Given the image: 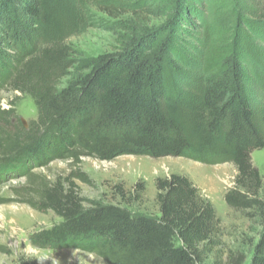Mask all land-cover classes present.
<instances>
[{
    "label": "trees",
    "instance_id": "16d2710c",
    "mask_svg": "<svg viewBox=\"0 0 264 264\" xmlns=\"http://www.w3.org/2000/svg\"><path fill=\"white\" fill-rule=\"evenodd\" d=\"M152 1L145 12L166 18L163 24L139 34L133 23L121 48L80 58L79 74L59 87L73 67L67 41L82 22L80 0H0V94L8 88L28 93L38 109L29 130H12L5 123L12 112L0 106V183L32 179L36 168L55 160L79 162L82 156L232 163L237 174L226 203L264 218V181L252 160V152L264 148V107L256 102L264 101L261 59L250 71L238 47L219 46L194 64L176 48L174 32L196 14L198 0ZM130 10L143 21L139 9ZM250 19L264 40V10L252 11ZM174 52L185 69L170 58ZM73 177L89 183L82 172ZM29 187L27 203L61 218L29 236L37 248L79 249L105 264H246L247 256L235 251L225 260H209L222 244L221 218L186 175L157 180V215L88 200L74 183L33 180ZM262 223L248 264H264Z\"/></svg>",
    "mask_w": 264,
    "mask_h": 264
},
{
    "label": "rangeland",
    "instance_id": "374dc122",
    "mask_svg": "<svg viewBox=\"0 0 264 264\" xmlns=\"http://www.w3.org/2000/svg\"><path fill=\"white\" fill-rule=\"evenodd\" d=\"M234 1V5L223 0L195 2L196 14L191 13V19L174 32L178 51L197 64L199 58L207 59L219 46L230 51L238 47L250 71L257 62L255 59H261L259 65L263 66L264 40L259 39L260 35L249 23L252 11L264 10V0ZM239 1L244 2L246 9L241 8ZM153 4L152 0H80L78 7L82 22L76 34L67 41L73 67L60 79L59 87L79 74L80 58L121 48L122 41L130 38L133 23L136 24V31H141L139 34L145 28L163 24L166 18L145 12ZM133 8L141 11L143 21L131 12ZM179 52H174L170 58L182 70L186 67ZM256 102L259 109L264 107L260 97ZM0 106L12 112L5 122L12 130L21 126L29 130L38 116L33 97L25 92L9 88L3 90ZM252 160L264 181V148L254 150ZM76 172L84 173L89 183L73 177ZM33 173L32 179L18 176L0 183V200H4L0 203V264H20L22 259H30L35 264H105L96 255L79 249L50 250L37 248L30 243L32 233L48 229L61 221L54 212H40L25 201L31 197L29 193L32 187L29 185L33 180L50 183L61 181L64 185L74 183L81 196L88 200L122 204L133 213L157 215V180L172 173L186 175L213 204L221 218L222 244L210 254V261L225 260L227 253L235 251L243 252L248 264L262 230L264 218L257 211L236 210L226 203L225 194L234 187L237 174L232 163L214 166L183 157L155 159L128 155L102 161L82 156L75 163L72 160H55L46 167L36 168ZM260 194L264 197V187Z\"/></svg>",
    "mask_w": 264,
    "mask_h": 264
},
{
    "label": "bare ground",
    "instance_id": "6f19581e",
    "mask_svg": "<svg viewBox=\"0 0 264 264\" xmlns=\"http://www.w3.org/2000/svg\"><path fill=\"white\" fill-rule=\"evenodd\" d=\"M122 171V170H121ZM127 171V170H126ZM216 183V182H215Z\"/></svg>",
    "mask_w": 264,
    "mask_h": 264
}]
</instances>
